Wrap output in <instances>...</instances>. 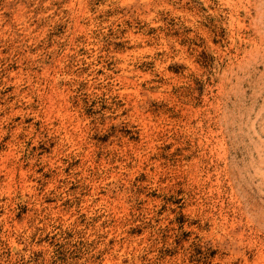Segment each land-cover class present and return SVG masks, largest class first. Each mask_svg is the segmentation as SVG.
<instances>
[{"label":"rangeland","instance_id":"obj_1","mask_svg":"<svg viewBox=\"0 0 264 264\" xmlns=\"http://www.w3.org/2000/svg\"><path fill=\"white\" fill-rule=\"evenodd\" d=\"M0 264H264V0H0Z\"/></svg>","mask_w":264,"mask_h":264}]
</instances>
